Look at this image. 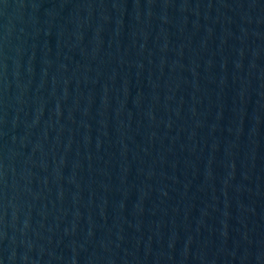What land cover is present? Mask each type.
<instances>
[{
    "label": "water",
    "instance_id": "obj_1",
    "mask_svg": "<svg viewBox=\"0 0 264 264\" xmlns=\"http://www.w3.org/2000/svg\"><path fill=\"white\" fill-rule=\"evenodd\" d=\"M0 264H264V0H0Z\"/></svg>",
    "mask_w": 264,
    "mask_h": 264
}]
</instances>
